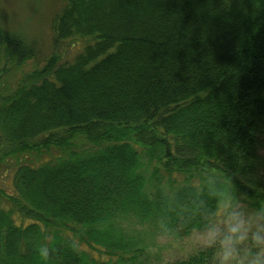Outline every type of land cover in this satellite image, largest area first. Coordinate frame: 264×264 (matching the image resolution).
<instances>
[{
  "label": "trees",
  "instance_id": "obj_1",
  "mask_svg": "<svg viewBox=\"0 0 264 264\" xmlns=\"http://www.w3.org/2000/svg\"><path fill=\"white\" fill-rule=\"evenodd\" d=\"M62 4L46 54L0 19V264H148L126 223L200 230L222 211L210 175L264 201V0ZM29 59L45 64L7 87Z\"/></svg>",
  "mask_w": 264,
  "mask_h": 264
},
{
  "label": "rangeland",
  "instance_id": "obj_2",
  "mask_svg": "<svg viewBox=\"0 0 264 264\" xmlns=\"http://www.w3.org/2000/svg\"><path fill=\"white\" fill-rule=\"evenodd\" d=\"M62 2L63 0H0V19L9 27L20 26L19 29L26 34V38L36 41L46 54L51 48L50 43L53 39V33H51L52 18L62 7ZM63 43L57 50L60 53V61H72L76 51L72 52L71 50L75 48L71 47V44L66 46V43ZM43 61L27 60L20 67V70L12 72L6 77L7 87L15 88L24 74L43 66L45 64ZM81 139L84 138L79 140ZM59 151L58 148L52 147L50 151L27 152V155L34 162L44 161L59 155ZM157 166L159 167L158 163L154 161L148 163V168L151 171ZM159 168L165 183L170 181L177 184L183 182V174L169 175L165 169ZM128 223H126L127 228L135 233L140 232L147 239L146 257H148V264H164L169 261L183 259L200 249L196 240L197 233L200 230H194L187 236H178L175 231L163 234L160 229H156L148 223L139 224L132 220Z\"/></svg>",
  "mask_w": 264,
  "mask_h": 264
},
{
  "label": "clouds",
  "instance_id": "obj_3",
  "mask_svg": "<svg viewBox=\"0 0 264 264\" xmlns=\"http://www.w3.org/2000/svg\"><path fill=\"white\" fill-rule=\"evenodd\" d=\"M210 175V190L218 197L220 212L206 214L196 240L199 248L210 252V264H264V201L244 204L233 194L231 180L217 187ZM38 252L47 257V246Z\"/></svg>",
  "mask_w": 264,
  "mask_h": 264
}]
</instances>
